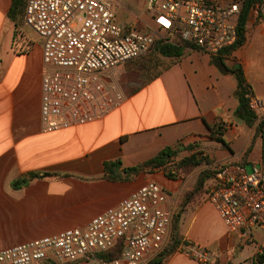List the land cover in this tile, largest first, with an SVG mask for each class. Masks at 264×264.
Returning <instances> with one entry per match:
<instances>
[{
  "label": "crops",
  "instance_id": "0c3cea01",
  "mask_svg": "<svg viewBox=\"0 0 264 264\" xmlns=\"http://www.w3.org/2000/svg\"><path fill=\"white\" fill-rule=\"evenodd\" d=\"M142 3L141 15L132 22L122 20L118 12L122 6L117 14L121 23L147 32L154 21L145 1ZM12 6L13 0H0V251L70 229L63 216L75 211L76 206H97V212L79 225L84 227L147 182L158 183V174L168 177L163 168L132 180H125L127 174L123 172L168 148L180 151L195 144L210 147L213 163L206 169L214 164L261 162L263 147L255 156V142L240 146L238 83H233L232 74L213 65L210 55L190 47H185L179 58H167L166 67L146 84L129 82L136 71L131 62L118 67L114 77L125 94L123 103L92 123L45 132L41 114L42 43H35L28 34L18 39L9 16ZM138 19L144 23L142 27ZM204 56L206 66L201 62ZM222 125L226 146L216 140L215 134L210 139ZM115 161L122 163L118 169L122 179L117 181L105 177V164ZM29 173L53 176L15 187L20 179L29 178ZM67 183L69 188L59 190ZM56 184L61 186L53 190ZM168 191L172 193L169 205L175 208L174 190ZM208 203L210 206L198 218L188 217L187 221L186 214L182 217L187 241L208 244L213 249L205 247L215 258L219 248L216 240L227 234L229 249L234 251L233 241L238 250L232 258L231 254L223 255L221 263L256 264L255 245L231 234ZM212 214L222 226H212ZM257 234L261 237L260 232ZM180 249L165 264H200ZM229 258L232 263H227Z\"/></svg>",
  "mask_w": 264,
  "mask_h": 264
},
{
  "label": "built area",
  "instance_id": "2783aa9c",
  "mask_svg": "<svg viewBox=\"0 0 264 264\" xmlns=\"http://www.w3.org/2000/svg\"><path fill=\"white\" fill-rule=\"evenodd\" d=\"M123 0H27L24 25L43 41L42 122L45 132L102 119L125 100L114 71L150 55L156 44L217 56L234 46L246 0H144L153 26L142 31L118 19ZM258 5H254L257 7ZM252 10L249 15L251 22ZM264 16V5L262 7ZM264 140V98L249 96ZM207 194L227 230L264 254V152L244 163L214 164ZM170 193L150 181L116 206L75 227L0 251V264H149L170 241L175 208ZM261 233V237L257 234ZM200 264L214 256L192 243L180 249ZM109 252L116 257L105 258Z\"/></svg>",
  "mask_w": 264,
  "mask_h": 264
},
{
  "label": "rangeland",
  "instance_id": "374dc122",
  "mask_svg": "<svg viewBox=\"0 0 264 264\" xmlns=\"http://www.w3.org/2000/svg\"><path fill=\"white\" fill-rule=\"evenodd\" d=\"M143 1L144 0H123L122 7L118 9L119 14L122 15V20L132 22L138 16H140L144 8V5L142 3ZM256 5L258 6L254 7V9L252 10L251 22H249L248 24V35L246 44L241 46L235 52V54H232L231 56L227 57L225 62L229 67H235L236 65H240V67H242L247 83L251 87V94H249V96L255 94V96L259 98H264V16L262 11L264 0H257ZM137 24L140 27L144 25L141 19H138ZM19 30L20 31L18 33V39L28 37V34L32 38V40H34L35 43L40 44L43 42L41 38L32 29L26 27L23 22L21 23ZM206 60L207 56H204L201 61L203 66H206ZM166 61L167 58H164L155 50L150 55H148V57L129 63L132 64L134 68H136V71L130 76L129 82L134 83L135 85L142 84L149 78V75L153 76L158 71H160L161 65L165 64ZM148 66L151 67V73L148 75H145L144 73L142 74L143 70H145V68H147ZM120 76L121 75L119 73L118 77ZM231 77L233 83H237L235 76L233 75ZM221 127L223 132L224 126L222 125ZM213 136L214 133L211 134L210 139L213 140ZM240 136L241 147L244 146L247 141L249 144L252 145L255 142V156L260 155L262 147L264 151V140L260 138L261 135L258 132V126L256 125V123L253 127L250 128L240 118ZM192 147L194 148L189 147L181 149L178 152V155L173 158L172 163H170L166 169L162 170L164 173H166V175H168L170 171L175 174V177L171 179L176 180L177 182H174L173 180L169 179L164 174H158V176H156V180L164 188H166L167 190H174L173 193L175 195L174 199L176 205L175 210L182 203L185 202L187 204L186 210L182 216L184 217V215L186 214L187 221L188 217L190 219H192L194 216L198 218V215H200L201 212L205 211L208 206H210L208 203L207 194L209 192L210 186L213 183V179L211 177L207 178L205 173L207 170L206 166L212 161L211 153L214 151L210 147L200 144H195ZM194 153H200L198 158L204 159L202 164L199 166H188L183 170L179 171L176 166V163L180 162L185 158L191 157ZM246 166L248 171L251 172L252 164L247 163ZM202 177H204L205 179V182L203 184H201ZM57 186L61 185H54L53 190H56L55 187ZM69 186L70 184L67 183L64 186H61L59 190L64 191L65 189L69 188ZM75 209V211H70V214L68 216H63V219H68L69 228L77 226L79 227L82 221L88 218L91 213L97 212L98 207L94 205H89L86 207L76 206ZM211 218V224L213 227L218 228V226H222L219 220L217 219V216L212 214ZM180 233L183 239H185V241L189 240L186 239L187 237L182 231V226ZM171 236L172 228L170 238ZM227 236V234H224L216 240V243L219 248L218 250H215L216 257L210 264H222L221 258L223 257V255L228 256L231 254L232 258L234 253H237L238 246L236 247L233 241L232 246L234 248V251L232 249H229V238ZM204 245L209 246L208 244ZM209 247L211 248V246ZM221 248L223 249V251H221ZM227 263H232V259L230 260L229 258Z\"/></svg>",
  "mask_w": 264,
  "mask_h": 264
},
{
  "label": "trees",
  "instance_id": "16d2710c",
  "mask_svg": "<svg viewBox=\"0 0 264 264\" xmlns=\"http://www.w3.org/2000/svg\"><path fill=\"white\" fill-rule=\"evenodd\" d=\"M257 0H246L244 3L241 18L239 21L238 26V40L234 46H232L229 49H226L225 51L221 52L217 56H210L211 57V63L224 73H229L235 76L237 83H238V99H239V106L236 111V114L239 118H241L245 124L248 127H253L256 123V117L253 114V112L249 108V94L250 92V86L247 83L245 74L243 72L242 67L240 65H236L235 67H229L226 64L227 57L234 54L241 46L245 45L247 42V35H248V24H249V15L251 13V10L253 6L256 4ZM26 3L27 0H13V6L11 8V11L9 13L10 18L15 23L16 26V32L19 33V27L21 23L24 24V18H25V10H26ZM185 46L181 45H174L169 44L163 40L159 41L153 52L156 50L161 56L164 58H179L182 55H184V49ZM148 57V56H147ZM146 58V57H144ZM141 58V59H144ZM139 59V60H141ZM137 61V60H136ZM134 62V61H133ZM165 64L161 65V69L165 68ZM160 69V70H161ZM142 71V70H141ZM151 67L148 66L143 70L142 74L148 75L151 73ZM160 72V71H158ZM158 72L153 76H148L149 78L145 81V84L153 80L158 74ZM258 132L261 133V128L258 127ZM215 138L219 143H222L224 146L227 145V143L224 141L222 137V127L219 126L217 129L214 130ZM177 150L168 148L164 150L162 153H160L157 157L141 163L135 167L125 168L124 173L127 174L124 179L125 180H132L138 175L142 173H153L156 169L163 168L166 169L167 166L172 163L173 158L178 155ZM200 153H194L191 157L185 158L181 160L180 162L176 163V166L178 170H183L184 168L188 166H199L202 164L204 159L198 158ZM213 161H211L209 164H212ZM122 166V163L120 161L115 162H107L105 164V177L117 181L119 179H122V177H119L118 175V169ZM206 176L207 178H214L216 171L212 169L206 170ZM29 178H22L18 182L15 183V187H23L29 184V182L33 179L39 178V177H47V176H53L49 173H29ZM169 178L175 177V174H173L171 171L167 175ZM205 182L204 177H202L201 184ZM211 190V186L209 188V191ZM187 204L184 202L181 205H179L176 210H174L173 215V222H172V236L170 238L169 244L164 249L163 252H161L150 264H165L167 259L174 254L176 251L179 250V248L183 244H192L191 242H186L185 239H183L180 231H181V220L182 216L186 210ZM118 253L109 252V254L103 255L105 258H113L116 257ZM256 264H264V254L255 256ZM42 264H55L50 261H45Z\"/></svg>",
  "mask_w": 264,
  "mask_h": 264
}]
</instances>
